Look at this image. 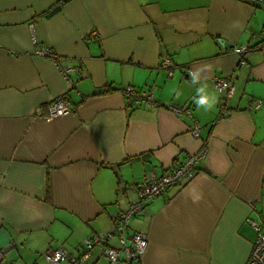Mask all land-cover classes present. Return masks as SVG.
I'll list each match as a JSON object with an SVG mask.
<instances>
[{"label": "crops", "instance_id": "0c3cea01", "mask_svg": "<svg viewBox=\"0 0 264 264\" xmlns=\"http://www.w3.org/2000/svg\"><path fill=\"white\" fill-rule=\"evenodd\" d=\"M31 28L37 45L74 63L69 80L34 53ZM262 29L264 4L253 0H0V247L11 246L0 264H47L57 247L78 254L113 230L151 174L202 142L195 176L130 219L129 233L148 242L139 264H245L248 220H264V47L246 53L247 67L230 47L255 45ZM91 30L99 37L86 40ZM218 76L235 88L223 116ZM128 86L188 104L199 137L186 115L134 106ZM63 94L70 112L47 117ZM204 95L211 104L200 106Z\"/></svg>", "mask_w": 264, "mask_h": 264}, {"label": "built area", "instance_id": "2783aa9c", "mask_svg": "<svg viewBox=\"0 0 264 264\" xmlns=\"http://www.w3.org/2000/svg\"><path fill=\"white\" fill-rule=\"evenodd\" d=\"M257 5L264 4V0H253ZM98 32L91 30L85 36V39L98 38ZM31 41L36 46L34 53L49 57L57 66L60 73L69 80V74L74 69L72 61L61 63L58 60L57 54L51 48L37 45V40L34 31H30ZM261 42L255 45L241 44L232 45L230 51L239 56L240 66H249L245 57L251 49H260L264 47V30L260 34ZM160 67L168 70L169 76L174 70L169 58H163L160 62ZM192 74V72H190ZM73 85V84H72ZM212 85L220 93L219 100L220 116L229 113L225 108V102L234 95V85L229 78L218 76L212 80ZM125 97L136 107H144L148 109H156L161 106L170 110L174 114L188 116L193 125L190 133L194 137H199L200 125L193 120L191 108L188 104L176 105L173 103H160L154 99L153 95L144 89H136L133 86H128L123 90ZM69 98L66 94L53 98L47 104L49 118L65 115L70 112ZM260 101L255 103L258 108ZM206 143L202 142L201 148L195 154L185 156L181 161H178L168 167L159 176L151 174L149 178L139 187L137 192V200L130 203L127 209L119 212L114 216V228L106 233H95L83 240V246L78 254H72L63 247L50 248L44 252V259L47 264H91L95 257H104L108 264H139V259L147 247V238L143 232L128 231L130 219L135 216L145 214V202L162 194L169 187L178 185L184 181L192 179L198 170V162L206 154ZM249 224L255 229L256 237L252 245L250 255L245 264H264V220L257 222L248 220ZM11 246H9L10 248ZM7 248V249H9ZM6 248L0 247V261L3 260Z\"/></svg>", "mask_w": 264, "mask_h": 264}, {"label": "clouds", "instance_id": "9594fccd", "mask_svg": "<svg viewBox=\"0 0 264 264\" xmlns=\"http://www.w3.org/2000/svg\"><path fill=\"white\" fill-rule=\"evenodd\" d=\"M193 79H195V77H192ZM201 91H203V89H201ZM198 105L200 106H204V105H210V101H209V97L204 95V96H201L199 101L197 102Z\"/></svg>", "mask_w": 264, "mask_h": 264}, {"label": "water", "instance_id": "95a60500", "mask_svg": "<svg viewBox=\"0 0 264 264\" xmlns=\"http://www.w3.org/2000/svg\"><path fill=\"white\" fill-rule=\"evenodd\" d=\"M59 8H60L59 5L53 7V8H52V9L46 14V16H50V15H52V14L55 13Z\"/></svg>", "mask_w": 264, "mask_h": 264}, {"label": "trees", "instance_id": "16d2710c", "mask_svg": "<svg viewBox=\"0 0 264 264\" xmlns=\"http://www.w3.org/2000/svg\"><path fill=\"white\" fill-rule=\"evenodd\" d=\"M262 30H264V29H262ZM259 42H261V40ZM58 60H59V57H58Z\"/></svg>", "mask_w": 264, "mask_h": 264}]
</instances>
